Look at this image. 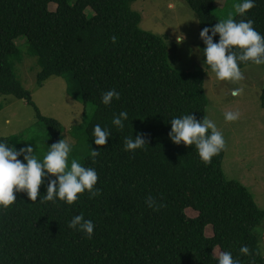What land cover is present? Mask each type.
I'll return each mask as SVG.
<instances>
[{"label": "trees", "instance_id": "16d2710c", "mask_svg": "<svg viewBox=\"0 0 264 264\" xmlns=\"http://www.w3.org/2000/svg\"><path fill=\"white\" fill-rule=\"evenodd\" d=\"M134 1L0 0V94L31 106L52 143L63 139L62 123L40 112L15 71L23 59L16 42L22 37L39 66L38 86L68 76L67 93L84 106L94 105L85 134L90 148L100 152L94 162L89 153L81 161L97 171L99 196L84 192L71 205L44 202L46 183L36 202L21 192L13 205L0 209V264H217L215 247L241 264H264L254 231L264 209L245 185L224 175L225 149L205 164L194 146L175 144L168 136L173 117L205 118V72L174 69L164 37L140 27ZM186 3L198 18L199 33L220 20L213 12L215 0ZM233 18L251 19L264 35V0ZM110 89L119 91L120 99L105 106L101 96ZM259 99L264 107V88ZM120 111L129 114L123 131L111 123ZM96 124L112 133L103 146L92 137ZM27 133L0 139L19 149ZM137 134L147 145L135 153L124 150L125 137ZM149 196L166 206L153 211L146 204ZM187 208L197 215L188 217ZM81 213L95 225L91 239L67 226ZM207 225L211 236L205 234ZM243 245L251 255L240 253Z\"/></svg>", "mask_w": 264, "mask_h": 264}, {"label": "rangeland", "instance_id": "374dc122", "mask_svg": "<svg viewBox=\"0 0 264 264\" xmlns=\"http://www.w3.org/2000/svg\"><path fill=\"white\" fill-rule=\"evenodd\" d=\"M238 2L240 0H215L213 12L220 20L226 18L229 12H233L234 16L233 5ZM49 8L54 10L55 5L50 4ZM131 8L139 12L142 29L164 37L168 61L174 69L205 72L204 90L208 98L205 118L215 121L226 140L222 160L224 175L245 185L252 193L256 204L264 209V107L261 106L259 99L264 88V66L258 67L253 64L244 66L241 68L244 79L236 84L218 81L215 74L205 67L200 47L198 18L186 0H135ZM182 34L185 40L177 44L176 37ZM16 42L23 56L22 61L15 64L18 77L24 87L31 91L40 112L62 123L63 139L73 146L69 155V166L72 159L81 163L89 153L90 143L85 134V125L94 111V105L88 103L84 106L67 93L68 76L67 78L54 76L43 86H38L36 74L39 66L36 58L27 54L28 43L24 38L18 37ZM235 87L242 88L243 92L233 97L230 91ZM230 110H238L241 114L240 119L226 122L224 112ZM25 130L29 133L22 140L21 147L32 144L36 155L42 159L53 143L44 126L36 121L34 109L12 95L0 94V136L18 134ZM18 158L24 162L22 156ZM46 183L47 179L39 189ZM185 213L188 217L197 215V211L192 208H187ZM254 231L264 255V218ZM205 234L212 235L210 225L206 226ZM220 252L221 250L215 247L213 255L218 257Z\"/></svg>", "mask_w": 264, "mask_h": 264}, {"label": "clouds", "instance_id": "9594fccd", "mask_svg": "<svg viewBox=\"0 0 264 264\" xmlns=\"http://www.w3.org/2000/svg\"><path fill=\"white\" fill-rule=\"evenodd\" d=\"M255 6V0H240L233 5L234 13L241 17ZM251 19L233 18V12H229L226 18L219 20L211 28L204 27L199 33L204 47L202 54L204 62L209 66L218 81H227L236 84L244 79V74L239 67L240 63H251L255 66H264V35L253 27ZM219 35L217 42L214 37ZM113 43L117 37L112 36ZM185 36L182 34L176 37L177 44L183 43ZM201 50V49H199ZM243 92L240 87L230 91L233 97ZM120 99V92L110 89L101 96V102L111 105L113 100ZM240 112H224L226 122H235L240 119ZM129 118L127 111H120L114 114L112 125L123 131ZM170 131L168 136L175 144L183 143L185 146L195 147L200 160L210 164L212 158L220 154L226 148V140L217 124L212 119L203 118L197 120L193 114H186L180 117H173L170 120ZM112 133L100 124L94 125L93 139L95 145L103 146ZM147 145L142 134L126 136L124 139V150L135 153L137 149H143ZM73 146L65 139L53 143L42 159L36 155L32 144L19 149L10 147L6 141L0 139V209H7L13 205L17 196L16 193H25L32 202L37 201L39 187L47 179L46 195L44 202L63 201L69 205L79 199L78 194L89 193L90 198L100 195V189L96 188L98 173L94 168L83 166L76 159H72L69 166V155ZM100 154L99 150L89 147L90 158ZM23 157L22 162L18 157ZM54 177V178H52ZM146 204L153 211H159L166 205L158 202L154 197L149 196ZM67 226L70 229L83 232L91 239L94 231V223L91 219H85L84 214L75 215ZM242 255H251L252 252L247 245L240 247ZM217 264H241L240 260L234 259L229 251H221L217 257Z\"/></svg>", "mask_w": 264, "mask_h": 264}]
</instances>
